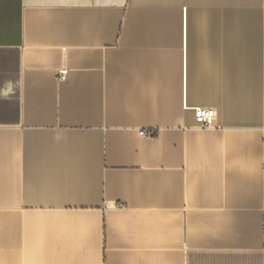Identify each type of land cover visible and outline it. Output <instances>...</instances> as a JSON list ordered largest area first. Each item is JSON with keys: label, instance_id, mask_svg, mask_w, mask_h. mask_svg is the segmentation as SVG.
<instances>
[{"label": "crops", "instance_id": "obj_1", "mask_svg": "<svg viewBox=\"0 0 264 264\" xmlns=\"http://www.w3.org/2000/svg\"><path fill=\"white\" fill-rule=\"evenodd\" d=\"M0 264H264V0H0Z\"/></svg>", "mask_w": 264, "mask_h": 264}, {"label": "built area", "instance_id": "obj_2", "mask_svg": "<svg viewBox=\"0 0 264 264\" xmlns=\"http://www.w3.org/2000/svg\"><path fill=\"white\" fill-rule=\"evenodd\" d=\"M66 70L61 71V75H64ZM195 120L200 127L211 128L215 125L218 117V111L214 108L208 107H195ZM142 135H151L152 131L142 130Z\"/></svg>", "mask_w": 264, "mask_h": 264}]
</instances>
